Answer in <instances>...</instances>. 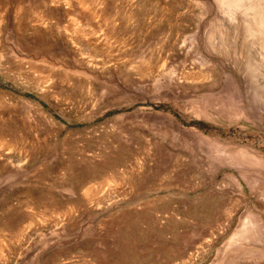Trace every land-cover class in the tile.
Instances as JSON below:
<instances>
[{
  "label": "rangeland",
  "instance_id": "1",
  "mask_svg": "<svg viewBox=\"0 0 264 264\" xmlns=\"http://www.w3.org/2000/svg\"><path fill=\"white\" fill-rule=\"evenodd\" d=\"M245 221L264 0H0V264H264Z\"/></svg>",
  "mask_w": 264,
  "mask_h": 264
},
{
  "label": "crops",
  "instance_id": "2",
  "mask_svg": "<svg viewBox=\"0 0 264 264\" xmlns=\"http://www.w3.org/2000/svg\"><path fill=\"white\" fill-rule=\"evenodd\" d=\"M256 180H258V179H256ZM253 182V181H252ZM243 228H241L240 230L242 231V229L243 230H246V232H250L252 235H250L251 237H253V238H255V240H256V243L258 242L259 244L260 243H262V242H264V240L263 239H259V235H258V232H256V231H254L253 229H248L247 230V226H248V222L247 221H245L244 223H243ZM239 233H241L240 231H238ZM249 236V235H248ZM244 240V239H243ZM257 263L258 264H261L262 263V261L259 263L258 261H257Z\"/></svg>",
  "mask_w": 264,
  "mask_h": 264
}]
</instances>
